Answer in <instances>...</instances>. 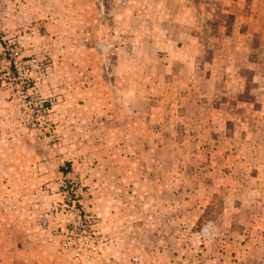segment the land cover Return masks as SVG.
<instances>
[{
    "label": "rangeland",
    "instance_id": "obj_1",
    "mask_svg": "<svg viewBox=\"0 0 264 264\" xmlns=\"http://www.w3.org/2000/svg\"><path fill=\"white\" fill-rule=\"evenodd\" d=\"M0 264H264V0H0Z\"/></svg>",
    "mask_w": 264,
    "mask_h": 264
}]
</instances>
